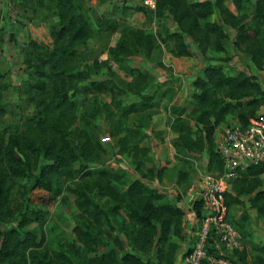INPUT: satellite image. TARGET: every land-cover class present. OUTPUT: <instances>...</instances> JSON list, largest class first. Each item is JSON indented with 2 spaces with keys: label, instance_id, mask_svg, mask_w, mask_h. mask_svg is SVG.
I'll list each match as a JSON object with an SVG mask.
<instances>
[{
  "label": "trees",
  "instance_id": "16d2710c",
  "mask_svg": "<svg viewBox=\"0 0 264 264\" xmlns=\"http://www.w3.org/2000/svg\"><path fill=\"white\" fill-rule=\"evenodd\" d=\"M53 2L57 21L47 22L51 40L42 35L44 40L31 41L34 52L18 87L33 112L19 122L7 123L0 96V264H174L181 249L174 238L187 236L186 212L179 204L183 191L171 196L148 185L147 180L161 179L168 171L156 164L151 147L145 144L148 133L142 130L158 129L160 87L150 88L152 73L133 64L132 57L137 49L149 52L156 43L176 56H189L193 53L187 38L202 52L211 46L222 51L229 40L236 49L251 54L262 69L264 0H256L253 5L251 0H232L237 13L231 11L226 0H157L156 10L151 11L160 26L156 33L105 16L93 20L78 0ZM217 9L222 21L211 20ZM139 11L148 13L142 5L136 8ZM167 19H172L176 29L168 28ZM226 25L234 30V37ZM101 30L120 33L109 49L111 57L93 58L92 66L85 65L91 56L83 54L80 45ZM113 60L131 77L126 83L114 79ZM194 86V107L185 116L187 105L171 110L177 115L172 128L179 132L174 146L185 156L202 158L200 154L205 152L207 171L221 173L224 163L216 130L233 113L240 126L248 125L250 117L260 114L264 87L255 74L240 71L231 75L221 64L203 67ZM88 90L97 93L89 97ZM103 91L112 93L111 102L98 94ZM104 116L110 121L111 137L116 138L112 145L117 148L115 154L131 157L138 176L131 177L122 165L104 164L93 169L88 164L98 151L91 130ZM131 116H137L139 127L129 125ZM263 173L264 161L250 165L232 181L233 189L238 194L253 191ZM55 176L84 181L70 187L80 209L73 228L77 241L49 249L37 232L26 227L46 220L48 201H56L61 192ZM189 178L186 171L177 177L175 185L185 189ZM37 190L47 192L48 199L36 202ZM97 196L108 198L109 205ZM225 196L228 217L234 222L230 205L239 199L232 191ZM252 201L264 210V190ZM194 208L200 214L199 202ZM118 217L123 220L118 222ZM100 247L109 249L83 259L84 249ZM235 253L237 259L229 255L234 264H249L246 249H236ZM254 258L252 264H264V248Z\"/></svg>",
  "mask_w": 264,
  "mask_h": 264
},
{
  "label": "rangeland",
  "instance_id": "374dc122",
  "mask_svg": "<svg viewBox=\"0 0 264 264\" xmlns=\"http://www.w3.org/2000/svg\"><path fill=\"white\" fill-rule=\"evenodd\" d=\"M255 1L251 0V4ZM154 2L155 6H153L152 0H78L81 8L93 20H96L99 16H105L107 18L118 19L122 25L131 24L156 33L160 26L156 21L154 12H151L152 10H156L157 7V0H154ZM139 5L145 7L148 13L136 12V8ZM230 6L232 12H238L233 2H230ZM54 9L55 3L53 0H0V96L1 103L6 109L3 119L7 123L19 122L33 112V106L25 104L24 95H22L18 87H21L22 81L28 71L27 60L34 52L31 41L34 39L38 41L44 40L42 35H45L46 39L51 40L47 22L57 21V18L53 15ZM211 20L222 21V15L218 9L211 15ZM166 24L168 28L172 30L176 29L172 19H167ZM226 30L230 33L231 37H234L235 32L229 25H226ZM119 34V32L101 30L99 34L90 38L87 43L80 45V51L83 54L85 53L91 56L84 61L85 65L92 66L93 58H98V60L110 58L109 49L116 43ZM160 43L161 41H159ZM187 43L191 46L193 53L189 56H176L171 54L162 43L161 46H158L156 43L151 51L147 52L143 49H137L135 55L132 57L133 64L141 65L152 73L150 88H154L155 86L177 87L179 82H181V87L186 88L184 95L171 98L173 100L172 102L175 101L172 110H175L176 107H185L186 105L189 110L194 107L195 102L191 98L195 91L194 80L203 73V67L206 65H224L227 72L231 75H236L240 71L254 74L252 69L257 72L261 71L263 77L260 78L255 75L259 80L261 79L260 81L264 87V65L262 69L258 68L251 59V54L245 53L241 49H236L231 41L228 40L225 42V48L222 51L216 50L211 46L205 52L197 48L196 44L191 41V38H187ZM111 64L114 79L120 83H126L131 79L115 60ZM174 64L175 66L173 67ZM102 69L107 71L106 67ZM84 87H88V85ZM95 93L97 92L93 90L87 91L89 97ZM98 94L106 99V101H112V93L103 91ZM171 99L163 102V106L158 111L161 118L158 129L153 131L151 127H144L142 130L148 133L145 140L147 143H150L155 162L157 161L156 164L168 170L161 179L154 181L147 180L148 185L157 187L162 192L167 191L171 196H177L178 192L176 191L179 190H167L165 186L171 188L177 186L175 185V180L177 177H181L186 172L185 170L188 169L190 165L188 160L180 159L182 161H176L174 158L170 162L158 161L160 145L166 142L170 135L167 125L171 123V117L167 113L169 111L167 104L170 103ZM263 106L264 104L260 106L259 113L264 111V109L262 110ZM175 111L178 110L176 109ZM102 118L99 119V126L91 130L92 136L98 146V151L90 159L88 164L93 169L104 164L122 165L129 170L131 177L138 176L131 157L121 153L115 154L117 148L114 149L112 145L116 142V138L111 137L110 121L105 116ZM139 123L137 116H131L129 119L130 126L139 127ZM192 123L194 124V122ZM220 125H222L221 131H224L228 127L239 125L236 119V113L230 114L227 120ZM200 155L202 158H196V155L186 156L192 160L204 159L205 165H203L207 170L208 162L206 161H208V157L205 152ZM192 160L190 162H193ZM75 166L77 167L78 163ZM56 179L61 192L56 201H48L47 208L49 212L46 220L44 222H32L26 227L37 232L40 239L44 241V247L49 249H57L64 242L77 241V236L73 228L76 224L80 209L76 205L75 196L70 191V187L81 185L84 181V178L79 177L68 181L65 180L64 176H57ZM260 190H264V173L260 175L259 186L251 192L238 194L233 189V182L229 188V191H232L234 196L239 199L238 202L230 205V217L235 222L243 240V244L238 251L246 249L249 264H252L255 255L261 253V249L264 248V210L261 211L258 206L252 203V198ZM48 197L49 194L43 190L34 192L36 202L41 203L44 198L48 199ZM97 198L99 199L98 196ZM99 200L109 205L108 198ZM187 203L189 202L185 199L182 202L181 200L179 201L180 206H186ZM122 220V218L118 217L117 221L120 222ZM186 222L188 223L187 214L184 218V232L185 234L187 233L186 239L174 238L175 241L179 242L181 249L187 240H189L188 237L191 230L196 229L195 219L192 222V227L187 226L188 224L186 225ZM106 249H109V247L95 248L93 251H86L84 249L83 259L86 260L91 256L102 253ZM180 250L176 256L175 263L180 255ZM234 252L235 250L228 252L230 264H234L232 258L237 259V254L235 253L233 255Z\"/></svg>",
  "mask_w": 264,
  "mask_h": 264
},
{
  "label": "built area",
  "instance_id": "2783aa9c",
  "mask_svg": "<svg viewBox=\"0 0 264 264\" xmlns=\"http://www.w3.org/2000/svg\"><path fill=\"white\" fill-rule=\"evenodd\" d=\"M216 142L224 170L214 174L204 168L192 183L196 229L191 230L175 264H230L228 252L243 244L241 233L228 217L225 194L241 170L264 161V111L250 117L244 127L224 129ZM171 189L181 193L178 186ZM195 202L200 204V214L194 208Z\"/></svg>",
  "mask_w": 264,
  "mask_h": 264
},
{
  "label": "crops",
  "instance_id": "0c3cea01",
  "mask_svg": "<svg viewBox=\"0 0 264 264\" xmlns=\"http://www.w3.org/2000/svg\"><path fill=\"white\" fill-rule=\"evenodd\" d=\"M230 2H232V0H226V4L228 5V7L230 6ZM229 8L232 10L231 6ZM174 66H175V64L173 65V67ZM252 70H253V73L256 74L257 76H259L260 78L263 77V74H261V71L257 72L254 69H252ZM179 75H181V74L179 73ZM181 76L183 77V75H181ZM185 90H186L185 87H181V82H179L177 84V87H160V89H159V91L157 93V97L161 101L159 110L163 106V102L167 101V99L173 98L174 96L176 97L178 95H184L185 94L184 93ZM172 101L173 100L171 99L170 103L167 104L168 105L167 107L169 109V111H167V113L171 117V123H169L167 125L170 135L168 136V139L166 140V142L161 143V145H160V149L158 151V153H159V160L158 161L170 162V160H173L174 158L176 159V161H178V160L182 161V160H186V159L192 160L188 156L181 155V153H179L177 151L176 147L174 146V140L178 137L179 132L172 128V123L175 121V119L177 117V115H175L174 112L171 111L172 110V106L175 104L174 103L175 101L174 102H172ZM186 109L187 110H186V112H185V114L183 116H185L189 112L188 111L189 109L188 108H186ZM221 126L222 125H220L217 128V130H216V134H215L216 135V141L218 140V138H219V136L221 134L220 132H222L221 131ZM145 144L150 146V143H147L146 140H145ZM180 159H182V160H180ZM192 161L193 162H189L190 165H189L188 169L185 170V171H187L190 174V178L188 180V183L190 182V184L185 189H183L184 188L183 185H181L179 187L181 189V192L183 191L181 193L182 194L181 202L184 201V199L187 202H189V203L186 204V206L185 205L182 206L183 209L185 210L186 214H187L188 223L186 222V225L188 224L187 226H189V227L193 226L192 222L194 221V219H196V215H195V212L193 210V203L195 201V195H194V192L191 190V185L194 182V180L197 178V176L200 173V171L205 168L204 159H194ZM165 188L167 190L171 189V187H168V186H165Z\"/></svg>",
  "mask_w": 264,
  "mask_h": 264
}]
</instances>
